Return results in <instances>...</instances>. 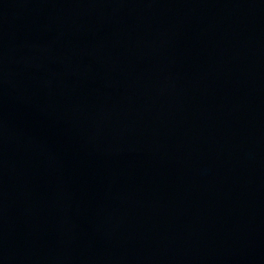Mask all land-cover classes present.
I'll list each match as a JSON object with an SVG mask.
<instances>
[{
	"label": "water",
	"instance_id": "water-1",
	"mask_svg": "<svg viewBox=\"0 0 264 264\" xmlns=\"http://www.w3.org/2000/svg\"><path fill=\"white\" fill-rule=\"evenodd\" d=\"M0 264H264V0H0Z\"/></svg>",
	"mask_w": 264,
	"mask_h": 264
}]
</instances>
